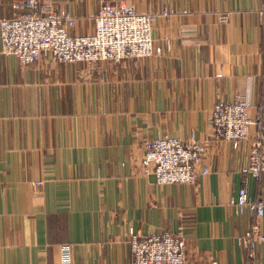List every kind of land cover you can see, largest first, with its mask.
Segmentation results:
<instances>
[{"label": "crops", "instance_id": "1", "mask_svg": "<svg viewBox=\"0 0 264 264\" xmlns=\"http://www.w3.org/2000/svg\"><path fill=\"white\" fill-rule=\"evenodd\" d=\"M24 0H0V21ZM156 13L158 56L96 63L3 52L0 28V264H133L131 232L187 239L188 264H243L244 233L264 216L240 213L251 138L236 148L213 133V110L238 97L264 104V0H110ZM75 16L73 35L94 32L102 0H44ZM168 16L162 15L164 10ZM50 11V9H49ZM204 143L196 183L146 175L144 144ZM264 264V246L257 249Z\"/></svg>", "mask_w": 264, "mask_h": 264}, {"label": "built area", "instance_id": "2", "mask_svg": "<svg viewBox=\"0 0 264 264\" xmlns=\"http://www.w3.org/2000/svg\"><path fill=\"white\" fill-rule=\"evenodd\" d=\"M21 13L0 21L2 49L16 56L23 64H34L42 58L59 62L96 63L158 56L163 53L155 43L153 26L156 13H141L123 1L102 0L95 19L93 33L73 35L70 29L76 19L69 7L53 10L44 0H24ZM50 9V11H49ZM170 11H163L168 16ZM264 35V3L261 10ZM248 99L238 97L222 103L213 110V133L219 140L231 142L238 148L252 136L255 144L249 154V169L260 181L264 174V104L251 113ZM206 147L194 141L186 144L179 138L160 137L144 144L142 165L146 175H154L161 185L196 183L201 175L210 172L209 166H199ZM240 213L247 210L256 217L264 216V198L251 197L240 189L236 201ZM247 258L243 264H258L257 249L264 246V231L258 224L248 229L243 237ZM133 264H188L187 239L182 234L161 231L151 235L131 232ZM63 264H72L70 245H64Z\"/></svg>", "mask_w": 264, "mask_h": 264}, {"label": "rangeland", "instance_id": "3", "mask_svg": "<svg viewBox=\"0 0 264 264\" xmlns=\"http://www.w3.org/2000/svg\"><path fill=\"white\" fill-rule=\"evenodd\" d=\"M153 28H154V26H153ZM156 43V42H155ZM157 45V44H156ZM158 46V45H157ZM159 47V46H158Z\"/></svg>", "mask_w": 264, "mask_h": 264}]
</instances>
